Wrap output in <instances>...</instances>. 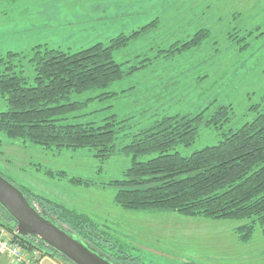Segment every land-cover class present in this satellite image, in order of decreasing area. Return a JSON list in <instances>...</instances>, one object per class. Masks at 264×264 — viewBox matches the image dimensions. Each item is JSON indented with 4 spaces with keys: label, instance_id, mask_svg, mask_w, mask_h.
Returning a JSON list of instances; mask_svg holds the SVG:
<instances>
[{
    "label": "rangeland",
    "instance_id": "obj_1",
    "mask_svg": "<svg viewBox=\"0 0 264 264\" xmlns=\"http://www.w3.org/2000/svg\"><path fill=\"white\" fill-rule=\"evenodd\" d=\"M145 26L146 33L113 55L125 73L138 70L104 89L71 95L70 102L85 105L61 124H101L114 116L132 134L165 116L204 111L209 118L230 106L228 123L218 130L201 126L191 146L171 151L187 157L255 118L252 107L264 103V0H0V57L22 53L21 70L32 84L34 46L73 53ZM199 30L209 34L198 47L179 56L165 53ZM5 110L0 98V112ZM130 159L115 154L100 162L86 148L48 150L0 133L1 176L30 196L87 215L143 264H264V236L257 227L242 242L235 232L239 221L118 207L110 183L122 179ZM4 235L12 236L6 230ZM24 250L34 263L45 256ZM254 254L262 256L244 258Z\"/></svg>",
    "mask_w": 264,
    "mask_h": 264
},
{
    "label": "trees",
    "instance_id": "obj_2",
    "mask_svg": "<svg viewBox=\"0 0 264 264\" xmlns=\"http://www.w3.org/2000/svg\"><path fill=\"white\" fill-rule=\"evenodd\" d=\"M147 29L145 26L119 34L106 45L97 43L73 53L36 45L31 48L29 59L34 73L32 84L21 70L25 59L22 53L7 52L1 56L0 98L6 110L0 112V133L48 150L86 148L100 162L115 154L130 156V166L122 179L110 183L117 188L114 203L125 211L239 221L242 224L236 223L235 232L242 242L252 238L256 227L264 236V103L260 109L259 105L252 107L256 114L253 120L227 131L216 145L187 157L171 151L179 145L191 146L201 126L218 130L228 123L230 106L217 108L209 118L204 111L192 117L165 116L132 134L126 133L121 126L123 121L114 116L101 124H61L66 115L85 105L70 102L71 95L104 89L138 70L132 67L125 73L113 55ZM208 34L207 30H199L189 40L174 43L164 52L179 56L198 47ZM145 156L154 157L139 160ZM73 182L89 184L81 179ZM22 192L37 210L114 264H143L138 257L125 253L87 215ZM0 228L10 232L23 249L67 262L38 238L18 236L14 221L1 206Z\"/></svg>",
    "mask_w": 264,
    "mask_h": 264
},
{
    "label": "water",
    "instance_id": "obj_3",
    "mask_svg": "<svg viewBox=\"0 0 264 264\" xmlns=\"http://www.w3.org/2000/svg\"><path fill=\"white\" fill-rule=\"evenodd\" d=\"M0 206L16 225L20 237L33 236L70 264H114L90 248L73 232L56 224L26 199L24 193L0 175Z\"/></svg>",
    "mask_w": 264,
    "mask_h": 264
},
{
    "label": "built area",
    "instance_id": "obj_4",
    "mask_svg": "<svg viewBox=\"0 0 264 264\" xmlns=\"http://www.w3.org/2000/svg\"><path fill=\"white\" fill-rule=\"evenodd\" d=\"M5 230L0 228V256L7 257L16 264H28L29 255L17 241L7 238Z\"/></svg>",
    "mask_w": 264,
    "mask_h": 264
},
{
    "label": "crops",
    "instance_id": "obj_5",
    "mask_svg": "<svg viewBox=\"0 0 264 264\" xmlns=\"http://www.w3.org/2000/svg\"><path fill=\"white\" fill-rule=\"evenodd\" d=\"M260 256H262V255L261 254H254V256L253 255H250V256L245 255L244 258H247V260H251L253 258V260H254L256 257H260ZM32 259H35V258H33L32 255H29L30 261L28 264H68V262L66 263L63 260L59 259L58 257H52V256H43V258H41L39 260V262H37V263H34V261H32ZM248 262L251 264L250 261H248ZM0 264H16V263L11 261L7 257L0 256Z\"/></svg>",
    "mask_w": 264,
    "mask_h": 264
}]
</instances>
